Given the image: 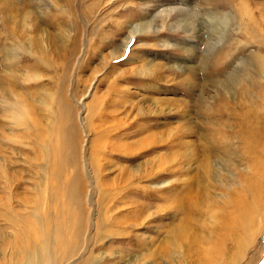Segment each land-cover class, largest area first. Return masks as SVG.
<instances>
[{"label":"rangeland","instance_id":"374dc122","mask_svg":"<svg viewBox=\"0 0 264 264\" xmlns=\"http://www.w3.org/2000/svg\"><path fill=\"white\" fill-rule=\"evenodd\" d=\"M157 1L174 0H0V264H264V195L247 226L224 219L249 199L246 149L264 129L243 113L262 98L217 84L259 47H244L235 5L246 22L264 0L210 7L217 25L231 17L232 45L204 41L192 75L174 65L187 56L173 16L128 39ZM203 1L190 7L204 19ZM208 131L231 140V156L215 151L228 168L202 160Z\"/></svg>","mask_w":264,"mask_h":264},{"label":"bare ground","instance_id":"6f19581e","mask_svg":"<svg viewBox=\"0 0 264 264\" xmlns=\"http://www.w3.org/2000/svg\"><path fill=\"white\" fill-rule=\"evenodd\" d=\"M193 1L194 0H174L171 2H167V3L157 1L153 4V6L147 5V7L150 8V12L148 13V15L146 17L150 18V20L146 21V19L144 18L145 20H141V22L138 25L132 26L130 28L131 35L128 37V39L132 38L131 36H133L132 34L135 32V30L139 29L142 31V30L148 28L149 26H151L152 20L162 19L164 21L165 19L169 18L170 16H173L174 17L173 21L176 22V27L179 29L182 28V32H184L183 34H185L183 36L186 38V41L184 42L186 47L184 48V46H183V48H181V51H182V53H184L187 56V59H183L182 62L180 61L181 63H187V65L192 64L191 63L192 60L197 56V52H196L197 47L201 46L204 41L206 42L207 48L208 47L211 49L214 48V51L213 50L212 51L215 53V51H216L215 45L218 42V39L219 38L223 39V40L227 39L225 33L223 34V32L227 31L226 24L227 25L229 24V20L231 19V17H229L227 19L224 14H223V16H221L219 14L218 15L219 16V23L217 25L216 22H213V19L215 17L214 16L215 13L213 11H211L210 7L212 5L216 6V7L218 6V9H219L220 7L221 8H225V7L231 8L234 5L231 4L230 0H228V1H225V0H204L203 1V7H202L203 8L202 13L205 16V18L203 19L202 15L197 14V10H194V8L190 7L193 5V4L191 5V3ZM246 5H248V4L246 3ZM262 6H263V4H262ZM258 7H259V5H258ZM234 10H235L234 12H236L237 15H236V18L234 16L233 19L237 20V25L239 27V28L237 27V29H242L244 31L243 36H245V38H247V40H246L247 43L245 44L244 47L249 46V47H251V49L252 48L255 49V47H257V46H259V47H257V49L255 51H253L254 53H251L247 56L246 60L249 62H247V64H245V65H247L244 68L245 70L243 71L241 76L238 75V77L236 78V81H234V78H233V81H231V83L229 81L230 84L223 85V84H221L222 81L217 83V84H218V86H220V85L223 86V89L225 90V91L223 90V93H228V91L230 90V87H232V86H233L232 88H234V90H235L236 86H237V88L241 91V98H243V99L246 98V100L248 99V97L257 100L258 97L260 96L262 98V101L260 103V106H261L260 112L250 111V113L249 112L243 113V119H244V123H246V124H249V123L255 121L254 128H255L256 124L259 122L260 129H264V7L262 8V12L260 13V15H259L258 9H256V11L254 10V14L256 16H254L253 13L251 11H249L247 13L246 22L243 21V15H244L243 14V7L235 5ZM223 23L225 25H223ZM220 28H223V29L220 30ZM153 31L156 32L157 29H155ZM205 31H206V33L204 34L203 32H205ZM217 34L219 36H217ZM227 36H228L229 40L232 38V34L227 35ZM253 39H254V41H253ZM229 40L227 39V41L225 43H227L228 46H231L232 43L231 42L229 43ZM220 41H222V40H220ZM238 43L239 42H236L235 44H238ZM252 43L255 45H253ZM194 44L196 47H194ZM212 44H213V47H212ZM164 47H166V46H164ZM208 54L210 55V53H208ZM215 55H217V54H215ZM223 55L220 54V56H223ZM118 57H119V55H118ZM225 57L227 58L228 56L225 55ZM115 58H117V57H115ZM212 60H213L212 62H215V61L219 60V58L217 56H215V58ZM209 62H210V60H209ZM181 63L174 64L175 67L179 68V69H177L179 71H183L185 73H190V72H194V70L196 69V67H194V65H192V66H189V65L188 66H181L180 65ZM199 63H200V61H199ZM204 65H205V62H204ZM215 65L217 66L216 63H214V66ZM220 66H221V64H220ZM248 66H250L251 69H249ZM217 68H219V67H217ZM153 73H155V72H153ZM153 73H150V74H153ZM190 74L192 75V73H190ZM216 75H217V73H216ZM247 76H252V77L251 78L249 77L250 80H247ZM224 81L225 80H223V82ZM244 91L246 93H244ZM234 93H236V91ZM248 101L252 103L251 100H248ZM242 103H244V102H242ZM203 104H205V103L203 102L202 98L199 99V102L197 105L198 113H201L200 115H202L203 117H206L207 114H208V116L211 115L212 113H211L210 109L203 108L202 107ZM252 105H253V103H252ZM250 110H253V109H250ZM214 119H215V117H214ZM213 132L210 131V133H209V131H208L210 136L208 135L205 137L207 145L206 146L203 145V147H201V149H203L202 150L203 153L201 154L202 160L204 161V159H205V165L207 168H212V165H210V164L208 165L206 160H208V161L210 160L215 169L220 168V167L228 168V165H227L228 162L227 161L222 160L220 162L219 161L220 157H218V159L215 158L216 157L215 151L219 152L220 150H224L222 155H224L225 158H227V156H231L233 154L231 152V149L233 148L232 145L230 144L231 140H229L227 138H223L222 133L219 134V136H218V132L216 134H212ZM254 138H255V142H256V147L253 148V147H250L248 145V147L246 149V150H251L256 155L255 159H253V162H252L253 164L251 165L253 175L250 174V178L248 179L247 184H246L247 189H245L246 194L249 195V199L246 200L245 198H243L239 202V204L235 207L234 217L231 218L226 214H225L226 216L224 217V219H228L231 223H235L236 225L242 224V225L247 226L248 221H250V216L253 215V213H250L251 210H253L254 212H257V209L259 208V206L263 207L262 197L264 195V188H263L264 150L262 151L261 147H263V149H264V140H263L262 146H261L260 137L257 138L254 136ZM58 140H59L58 141L59 149L54 152L53 159H54V162H56V164L59 165L60 170H61L63 168V166L65 165L66 160H67L66 159L67 150L64 146V144H65L64 137L59 138ZM184 146H186V144ZM228 159H230V158H228ZM214 168H212V170H214ZM216 173H217V171H216ZM69 186L71 187L70 182H69ZM239 197H242V196H238V198ZM209 206H210V203H209ZM29 254H31V253H29ZM32 259L33 258L31 257V262H32Z\"/></svg>","mask_w":264,"mask_h":264}]
</instances>
